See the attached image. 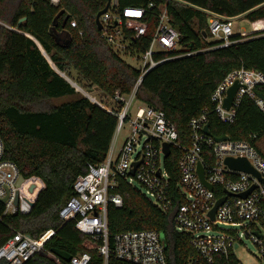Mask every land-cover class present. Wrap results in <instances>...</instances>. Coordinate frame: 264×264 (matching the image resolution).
I'll list each match as a JSON object with an SVG mask.
<instances>
[{"label":"trees","instance_id":"trees-1","mask_svg":"<svg viewBox=\"0 0 264 264\" xmlns=\"http://www.w3.org/2000/svg\"><path fill=\"white\" fill-rule=\"evenodd\" d=\"M117 0L118 7L147 8L148 31L140 40L145 48L157 21L160 5L166 7L170 24L181 34L183 48L197 50L213 42L207 18L199 8L228 16L245 12L259 29L222 48L197 52L164 61L142 78L136 97L162 110L175 126L181 144H189L188 121L207 109L211 136L250 141L264 157V112L244 97L232 123L221 122L213 109L210 94L231 70L240 66L264 74V0ZM107 0H0V138L3 157L14 162L19 172L39 176L44 187L27 214H4L0 201V245L15 231L32 237L48 229L54 233L23 264H68L51 253L56 248L71 256L88 252L89 264H102L95 248H87L88 237L77 230L73 220H62L59 208L73 193L76 177L87 171L86 164L102 162L108 151L116 118L77 92L59 73L72 74L80 85L100 96L115 91L129 92L138 70L128 64L100 36L95 16ZM26 19L16 28L19 18ZM74 20L76 26H71ZM68 35L62 42L52 34ZM81 31V34L79 33ZM131 47L136 45L125 29ZM44 52V55L42 53ZM45 54L48 55L46 58ZM50 62L55 66L52 67ZM58 69V70H57ZM264 97V85L255 87ZM71 99L53 105L51 100ZM254 136V137H253ZM172 152L166 168L177 180ZM121 206L108 204L109 236L125 230L151 229L159 233L173 264H208L190 244V235L172 229L168 213L149 201L134 185L118 178L113 190ZM0 264H6L0 260ZM107 264H132L109 257ZM171 264V263H169Z\"/></svg>","mask_w":264,"mask_h":264},{"label":"built area","instance_id":"built-area-1","mask_svg":"<svg viewBox=\"0 0 264 264\" xmlns=\"http://www.w3.org/2000/svg\"><path fill=\"white\" fill-rule=\"evenodd\" d=\"M50 1L57 4L59 0ZM153 6V3H149L147 8H119L117 0H110L106 12L99 17L100 36L107 44L116 51L124 50L137 55L138 77L129 92L115 91L106 103L93 96L90 89L77 84L63 72L61 74L77 92L112 114L116 118V125L104 160L98 164H86L87 171L74 180L73 193L59 208L58 216L62 220H73L75 228L88 237L86 242L90 244L85 243V246L96 249L102 257V264H107L111 256L132 264H169L171 260L166 246L155 230H125L109 236L107 206L122 205L121 196L113 193L118 178H123L130 185L136 181L145 190H140L142 194L168 213L171 228L190 235V244L208 264H241L234 254L233 243L236 240L242 242L244 238L256 245L263 262L261 264H264V157L248 140L228 137L218 140L205 134L206 108L188 121L189 144L183 145L165 113L136 97L142 78L160 63L227 47L240 40L233 38L237 34L247 36L245 30L234 34L231 27L232 20L244 16L245 12L228 16L199 8L206 15L209 39L213 43L190 50L182 47L180 32L170 24L166 7L160 5L149 43L140 51V40L149 27L146 12ZM252 23L256 25L255 31L262 25L261 22ZM70 25L76 26L75 21L71 20ZM125 29L136 41L135 46L131 47ZM234 82L238 83V87L226 108L223 102L227 89ZM261 85H264V74L259 70L240 66L229 71L210 94L217 118L221 122L232 123L244 97L251 99L264 112V97L258 95L255 89ZM134 100H138L139 104L133 110ZM126 124L127 133L115 154L117 136ZM164 143L169 146L167 155L163 150ZM171 150L173 154L177 152L175 164L178 177L175 181L165 164ZM3 152L0 138V201L3 199V213L27 214L33 208L32 204L44 187V182L36 175L24 177L14 162L3 157ZM226 157L245 158L257 175L230 168L225 163ZM135 161L139 163L133 174H129ZM198 163L210 188L199 177ZM20 175L23 177L21 181ZM244 193V196H239ZM220 198L223 201L215 208L211 218L209 212ZM53 233V229H48L32 237L15 231L0 245V260L6 264H23L43 249ZM90 260V254L82 252L71 256L67 262L89 264Z\"/></svg>","mask_w":264,"mask_h":264},{"label":"rangeland","instance_id":"rangeland-1","mask_svg":"<svg viewBox=\"0 0 264 264\" xmlns=\"http://www.w3.org/2000/svg\"><path fill=\"white\" fill-rule=\"evenodd\" d=\"M232 32L234 34L239 33L241 30H245L246 34H250L252 32H254L257 28L256 25L253 24L249 19H247L246 17L242 16L240 18L235 17L232 20ZM64 32V36L67 35V33L65 31ZM119 54L121 55V57L131 66H133L134 68H138L139 67V60L137 59V55H132L129 52H125L124 50H120ZM46 58H48V55L45 54ZM49 59V58H48ZM50 64L52 65V67L55 68V66L53 65L52 62H50ZM58 70V69H57ZM60 74H62V72H59ZM70 78L72 80H74L77 84L80 85V83L77 82V80L74 78V75L72 74L70 76ZM83 86V85H81ZM84 87V86H83ZM90 93L95 96L97 99L99 100H103L104 102L108 103L109 102V97L106 96H100L95 90H90ZM72 96H65V97H61V98H57V99H52L51 102L53 105L55 104H59L63 101L69 100L71 99ZM139 102L138 100H134V104H133V110L135 109V106L138 105ZM128 130V126L127 124L124 126L123 130L118 134L117 139H116V143H115V147H114V153L116 154L119 147L121 146L123 139L127 133ZM261 147L264 150V137L261 141ZM133 185L136 186L137 188H139V190H141L142 192H144V188L141 187V185L139 183H137L136 181H133ZM85 243L87 245H89L90 243L86 242ZM233 251L234 254L236 255L238 261L241 264H261L263 263L262 260L260 259L259 256V252H258V248L256 247V245L248 239H242V242L239 241H235L233 243Z\"/></svg>","mask_w":264,"mask_h":264},{"label":"water","instance_id":"water-1","mask_svg":"<svg viewBox=\"0 0 264 264\" xmlns=\"http://www.w3.org/2000/svg\"><path fill=\"white\" fill-rule=\"evenodd\" d=\"M110 4V0H107L105 6L99 10L95 16V23H96V26L98 28H101V23H100V20H99V17L101 14L105 13L108 6ZM26 19L25 16L19 18V20L17 21V25H16V28L19 26V24H21L24 20ZM52 34L55 36V38L62 42L64 39H66L68 37V35L66 36H62L61 34H55L52 32ZM43 55H44V52L42 51ZM238 87V83L237 82H234L231 86H229V88L227 89V93H226V97L224 99V102H223V105L227 108L230 103H231V99L236 91ZM258 95H261V94H258ZM203 131L205 132V134H210L209 133V130H208V125L206 124L203 128ZM227 136H221V137H217L218 140H224L226 139ZM163 150H164V153L165 155H167L169 153V146L168 144L164 143L163 144ZM139 163V161H135L132 163V168L129 170V174H133L134 172V169H135V166ZM225 163L230 167V168H233V169H238V170H243V171H246V172H252L254 174L257 175V173L255 172V170L252 168V166L248 163V161L245 159V158H241V157H237V158H232V157H226L225 158ZM197 171H198V174H199V177L200 179L210 188L211 186L206 183V181L204 180V177H203V169H202V166L200 163L197 164ZM23 179L22 175L19 176V181H21ZM244 194H239V196H244ZM223 201V198H220L216 201L215 203V206L213 207V209L209 212V215L211 218H213V212L215 210V208ZM1 202H3V199H1ZM34 205V204H32ZM51 253L57 257H60L61 259H63L64 261H69V259L71 258V255L65 251H62V250H59V249H56V248H51ZM171 260V264H173V260L172 258H170Z\"/></svg>","mask_w":264,"mask_h":264}]
</instances>
